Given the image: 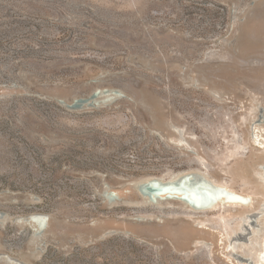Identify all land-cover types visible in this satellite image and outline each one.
I'll return each mask as SVG.
<instances>
[{
	"label": "rangeland",
	"instance_id": "obj_1",
	"mask_svg": "<svg viewBox=\"0 0 264 264\" xmlns=\"http://www.w3.org/2000/svg\"><path fill=\"white\" fill-rule=\"evenodd\" d=\"M181 172L252 207L150 201ZM261 173L264 0H0V264H255Z\"/></svg>",
	"mask_w": 264,
	"mask_h": 264
},
{
	"label": "bare ground",
	"instance_id": "obj_2",
	"mask_svg": "<svg viewBox=\"0 0 264 264\" xmlns=\"http://www.w3.org/2000/svg\"><path fill=\"white\" fill-rule=\"evenodd\" d=\"M115 96H118L117 93L113 94ZM253 125V124H252ZM179 131V130H178ZM256 136V135H254ZM183 139V137H181ZM184 140V139H183ZM257 140V139H256ZM179 141V140H176V142ZM257 142V141H256ZM263 144V143H262ZM187 145V144H186ZM188 147V146H187ZM189 148V147H188ZM191 152V151H190ZM201 159V158H200ZM262 169V168H261ZM200 177H198L199 179H203V180H209L211 182H213V185L215 184L216 186V189L220 192V193H223L227 196V198L229 197H232L233 198V201H225V200H221V201H217L216 204L212 205L211 207L209 208H206V209H202V210H209V209H214V207H216L217 211L219 209L220 206H223V205H226V204H229V205H232L236 208H239V209H249L252 207V199L250 201L249 197L247 195H245L244 193L240 192V191H237V190H234L230 185H228L227 183H223V182H219L217 180H214L212 179L209 175H206L204 174L203 172H199L198 173ZM263 174V173H261ZM191 175L190 172H181L179 173L178 175L176 176H171L169 178H163V179H157V178H154V179H157V180H153V179H150L149 180V184L147 185L146 189L150 186L151 183L155 182V181H159L160 184H163V185H170V184H175L177 183L178 181L182 180V179H186L188 177H191L189 176ZM264 175V174H263ZM188 176V177H187ZM193 178V177H192ZM195 178V176H194ZM149 179V178H148ZM175 179V180H174ZM259 179V178H258ZM262 180V179H261ZM264 181V180H263ZM210 182V184H212ZM201 185H195V186H191L192 188H197L198 190L204 186V182L203 183H200ZM207 184L209 185V182H207ZM211 187H213L211 185ZM214 188V187H213ZM167 193H162L161 195L162 196H165ZM160 200V199H158ZM163 200V199H161ZM263 205V204H262ZM262 205L260 207V209H262ZM190 207V206H189ZM212 211V210H211ZM253 214V213H251ZM257 215V214H256ZM253 217V215H251ZM250 216V218L252 219V217ZM249 217V216H248ZM246 216V214L243 216V222H245L246 224H249L250 223V219ZM258 218V215L256 216ZM43 220H47V222H43ZM19 223H26L30 226H36L38 225L39 227L43 228V230H47L49 227H50V217L49 216H45V215H42V214H38V213H35V214H31L25 218H20L17 220ZM240 236V235H239ZM243 238V240L246 238L244 237H240V239ZM232 243V242H231ZM232 246V244L230 245ZM245 247L248 246V249L247 250H244L245 253H249V254H256L257 256V260L255 262V264H264V235H262L260 237V240L258 241L257 239H254V237L251 239V243L250 245H244ZM13 264V263H12Z\"/></svg>",
	"mask_w": 264,
	"mask_h": 264
},
{
	"label": "water",
	"instance_id": "obj_3",
	"mask_svg": "<svg viewBox=\"0 0 264 264\" xmlns=\"http://www.w3.org/2000/svg\"><path fill=\"white\" fill-rule=\"evenodd\" d=\"M95 93L92 95V97ZM82 100H76L75 104L81 102ZM263 112V111H262ZM199 183V184H197ZM201 185L198 178L188 177L182 179L175 184L163 185L159 182H153L146 189L150 201L157 202L158 199L163 200H172L178 199L179 201L184 202L186 205L190 206L191 209L200 211L206 209L216 204L217 201H233L232 197L227 198L223 193H220L217 189L212 188L210 185L205 192H200L197 188H192L191 186ZM140 193L144 194V185L138 187ZM162 193H167L165 196H162ZM10 261V260H9ZM18 263L19 260H16Z\"/></svg>",
	"mask_w": 264,
	"mask_h": 264
},
{
	"label": "built area",
	"instance_id": "obj_4",
	"mask_svg": "<svg viewBox=\"0 0 264 264\" xmlns=\"http://www.w3.org/2000/svg\"><path fill=\"white\" fill-rule=\"evenodd\" d=\"M110 95V93L109 92H107V90H105V91H102V90H99V91H97L96 93H95V95L93 96V97H91L90 99H102V98H104V97H107V96H109ZM89 99V100H90ZM88 100V101H89ZM87 100H82L81 101V103H84V102H86ZM43 222H47V220L45 221V220H43Z\"/></svg>",
	"mask_w": 264,
	"mask_h": 264
}]
</instances>
